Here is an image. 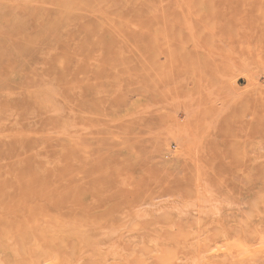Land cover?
I'll return each instance as SVG.
<instances>
[{
  "label": "rangeland",
  "instance_id": "1",
  "mask_svg": "<svg viewBox=\"0 0 264 264\" xmlns=\"http://www.w3.org/2000/svg\"><path fill=\"white\" fill-rule=\"evenodd\" d=\"M263 52L264 0H0V173L94 218L74 264H264Z\"/></svg>",
  "mask_w": 264,
  "mask_h": 264
},
{
  "label": "bare ground",
  "instance_id": "2",
  "mask_svg": "<svg viewBox=\"0 0 264 264\" xmlns=\"http://www.w3.org/2000/svg\"><path fill=\"white\" fill-rule=\"evenodd\" d=\"M120 22L125 23L123 20ZM256 180L258 175L254 172L242 174L240 180V203L245 202L250 207L253 217L264 213V191H257ZM262 184L264 186V180ZM33 185L36 186L34 193L28 194L27 187ZM59 190V185L55 188L52 182H44L33 172L23 170L11 175L0 173V264H74L71 256L81 257L87 232L97 230L98 224L90 215L74 209L76 205H81L77 199ZM107 235L120 237L115 232ZM145 244V249L150 251V241ZM219 248H216L218 252ZM221 248H225L226 251L221 250L234 258H239L240 253L245 251L240 242L225 243ZM254 249L256 251L258 248ZM176 260L177 251L174 250L162 254L159 264H176ZM135 262L141 264L143 261Z\"/></svg>",
  "mask_w": 264,
  "mask_h": 264
}]
</instances>
